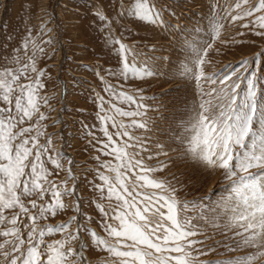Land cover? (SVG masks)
<instances>
[{
    "label": "snow or ice",
    "instance_id": "snow-or-ice-1",
    "mask_svg": "<svg viewBox=\"0 0 264 264\" xmlns=\"http://www.w3.org/2000/svg\"><path fill=\"white\" fill-rule=\"evenodd\" d=\"M163 7L162 4H150L149 0H135L128 12L141 20L155 22L161 18ZM213 11L216 12L212 21L215 35H219L224 19L229 23L247 20L240 26L264 30V0H233L223 16L219 6ZM124 14L123 11L120 13L121 16ZM96 15L101 21L108 19L99 12ZM255 34L264 36V31ZM108 36H111L110 32ZM109 43L118 46L115 51L121 58L119 70H109V75L143 81L159 74L155 66L141 68L135 59L130 62L129 55L135 57L136 54L119 38L109 40ZM22 48L27 62L21 63L17 48L12 57L16 66L0 69V257L3 264H90L85 255L90 249L85 235L92 246L111 257L102 264H256L257 261L264 264L261 259L264 257V104L257 102L254 80H247V90L241 95L239 81L242 75L236 70L229 75H206L204 54L196 47L193 48L194 56L180 65L178 75L195 80L200 99L193 103L189 119L182 122V134L178 135L177 141L185 156L224 170L229 184L215 206L180 201L178 190L170 182L153 178L150 173L162 171L167 162H160L159 169L146 166L138 157L149 150L150 138L145 135L141 140L129 130L139 128L147 132L149 121L132 119L129 124L117 121L104 108V98L98 97L97 118L107 138L97 141L101 144L98 151L115 160L112 163L96 157L99 166L91 182L92 190L98 194L91 203L101 216L105 233L101 235L79 221L83 215L82 201L71 167L74 160L67 157L69 166L64 167L62 159L66 154L51 147L50 134L45 143H40L47 127L42 121L48 119L41 107H50V104L49 98L41 95L45 88L42 82L45 70H37L36 63L37 56L45 49L31 36V31L22 41ZM247 65V60L241 61L240 68L247 71ZM100 79L103 81L104 78ZM202 81L211 85L206 92ZM105 91L137 109L129 111L111 104V109L120 116H144L145 113L138 109L149 107L139 104L137 97L128 92L115 90L111 84L106 85ZM109 123L114 132H109ZM88 134L93 133L89 131ZM129 148L135 151L129 152ZM155 148L157 157L167 156L166 145L156 142ZM47 163L54 171H65L67 177L59 182L49 179L53 171L48 169ZM68 179L73 181L72 187L68 186ZM72 196H75L73 207L77 215L55 225L38 223L64 211L68 207L64 198ZM203 199L208 200L210 196ZM104 200L115 201V204L106 207L100 202ZM190 206L199 207L197 219L220 231L224 239L205 244L210 236L193 238L200 236L202 229L188 216ZM84 218L92 220L91 216ZM220 221L225 223H218ZM73 222L77 226L70 231ZM224 229L230 235L225 234ZM56 233H62L63 238L51 243L45 241L46 236ZM74 242L75 248L71 246ZM217 246H222L228 253L244 249L256 251L222 259H198L208 252L215 253Z\"/></svg>",
    "mask_w": 264,
    "mask_h": 264
},
{
    "label": "rangeland",
    "instance_id": "rangeland-1",
    "mask_svg": "<svg viewBox=\"0 0 264 264\" xmlns=\"http://www.w3.org/2000/svg\"><path fill=\"white\" fill-rule=\"evenodd\" d=\"M134 3L135 0H0V69L16 66L12 57L13 50L17 48L20 49L21 63L27 62L22 41L31 31V36L45 49L43 54L37 56L36 67L37 70H45V76L42 77L45 88L41 90V95H46L50 104V107H41L48 119L42 121L47 127L45 136L40 137V143H45L50 134L51 147L66 154L62 159L64 167L69 166L67 157L74 160L71 167L78 185L76 191L82 201L83 215L79 221L88 224L101 235H105L101 227V216L91 203L98 198V194L92 190L91 182L99 166L96 157L100 161L112 163L115 160L98 151L101 144L97 141L107 139L97 118L100 103L98 97L104 98V108L117 121L125 124H129L132 119L149 121L150 130L147 132L139 128L129 130L141 140L145 135L150 138L149 150L138 157L144 160L146 166L159 169L160 162H167V167L162 171L150 173L153 178L170 182L178 190L177 199L180 201L213 206L229 181L225 179L224 170L206 166L185 156L183 147L177 141L178 135L182 134V122L189 119L193 103H198L200 99L195 80L178 75L180 65L194 56L193 48L196 47L204 54L206 62L203 68L206 75L219 73L223 76L236 70L242 75L239 81L241 95L247 90V80L251 78L257 85V102L264 104V36L255 34L256 31L264 30L241 27L247 20L229 23L224 19L221 21L219 35L213 34L212 21L216 16L213 9L219 6V13L223 16L233 0H149L150 4L164 6L161 18L155 22L141 20L130 14L128 10ZM122 11L125 14L121 16ZM97 12L105 15L107 21L99 20ZM109 32L111 36H108ZM116 38L136 54L135 57L129 55L130 62L135 59L141 68L155 66L159 74L143 81L109 75V70L116 71L121 66L120 55L115 51L118 46L109 43V40ZM244 60L248 61L247 71L240 68ZM189 67L192 65L189 64ZM32 75L34 77L35 73ZM100 77L104 78L103 81ZM201 83L205 92L211 87L207 82ZM108 84L113 85L117 91H126L137 97L139 104L149 106L147 110L138 109L145 115L124 117L115 113L111 104L129 111L137 109L134 105L122 103L110 96L105 91ZM141 96L143 100L139 99ZM57 120L59 122H55ZM108 130L115 131L110 123ZM89 131L93 134L89 135ZM113 139L117 138L113 136ZM156 142L166 145L167 156L155 155ZM117 143H120L118 139ZM128 151L133 152L135 149L129 148ZM149 156L152 158L149 159ZM46 166L53 171L49 179L59 182L67 177L63 170L54 171L50 163ZM72 185L73 181L68 179V186ZM208 196L210 199H203ZM74 200L75 196L65 197L64 203L68 207L64 211L38 223L55 225L77 215L73 207ZM100 202L106 207L115 204V201L108 200ZM200 211L199 207L191 206L187 211L188 216L202 229V234L193 238L210 236L211 239L206 240L205 244L224 239L220 231L197 219ZM85 216H91L92 220H86ZM24 222L27 223V220ZM76 226V222H73L70 231L75 230ZM223 231L230 235L227 229ZM62 238V233H56L46 236L45 241L51 243ZM84 240L90 244V249L85 251L90 264H102V261L111 259L108 253L92 246L87 235ZM71 246L75 248L77 244L74 242ZM248 251L256 250L244 249L228 253L222 246H217L215 253L208 252L198 259H222ZM0 264H3L2 257Z\"/></svg>",
    "mask_w": 264,
    "mask_h": 264
}]
</instances>
